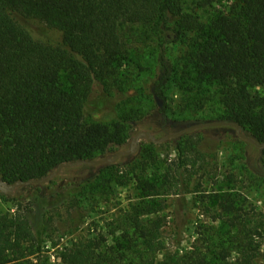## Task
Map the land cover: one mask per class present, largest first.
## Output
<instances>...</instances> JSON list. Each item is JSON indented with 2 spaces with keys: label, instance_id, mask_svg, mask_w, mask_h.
Here are the masks:
<instances>
[{
  "label": "trees",
  "instance_id": "16d2710c",
  "mask_svg": "<svg viewBox=\"0 0 264 264\" xmlns=\"http://www.w3.org/2000/svg\"><path fill=\"white\" fill-rule=\"evenodd\" d=\"M215 1L198 0L197 6ZM233 1L226 11L213 14L206 27L195 22L191 27L203 32L192 53L194 81L219 104L218 121L234 122L264 143V0ZM182 16V0H0V181L42 179L61 163L105 158L122 149L129 126L95 120L105 99L119 91V68L133 63V41L142 36L158 40L156 74L148 90L161 101L164 113V85L178 73L165 45L185 34ZM143 81L149 85L152 80ZM212 146L206 147L217 148ZM150 149L142 146L128 170L106 164L64 193L59 174L43 184L19 185V190L38 188L37 209L71 199L77 208L72 226L78 228L97 196L112 193V184H140L142 197L127 202L108 233L97 232L91 221L86 234L74 235L60 247L61 263L254 264L262 244L255 239L261 235L259 227L246 224V215L228 192L219 195L218 230L199 231L208 243L205 249H169L166 224L155 216L161 208L156 198L167 193L169 177L166 169L147 171ZM177 151L182 153L179 144ZM250 169L264 184V147ZM48 232L44 217L32 209L0 213V264H51L43 250ZM108 235L113 236L110 244Z\"/></svg>",
  "mask_w": 264,
  "mask_h": 264
},
{
  "label": "rangeland",
  "instance_id": "374dc122",
  "mask_svg": "<svg viewBox=\"0 0 264 264\" xmlns=\"http://www.w3.org/2000/svg\"><path fill=\"white\" fill-rule=\"evenodd\" d=\"M197 3L198 0H182V21L186 32L176 42L165 45L166 56L178 71L176 77L170 76L163 88L165 112L160 110L161 101L148 90L156 74L153 66L159 51L158 40L153 35L142 36L133 41L130 55L133 63L119 68L122 75L119 91L113 90V97L105 99V104L97 110L95 120L108 123L120 120L129 126V138L116 152L122 154L110 163L87 165L91 169L82 166L86 164L65 167L58 173L57 183L64 185V193L106 164L121 166L122 171L128 170L133 166H129L131 162L140 156L142 146H146L151 148L147 152L148 162L151 163L147 171L162 173L166 169L168 172L169 179L165 180L167 193L156 198L161 208L155 216H161L160 222L166 224L163 235L169 249H179L181 253L195 245L205 249L208 243L199 231L203 227L218 230L221 222L214 217L219 211V195L228 192L235 205L246 215V224L259 227L261 235H256L255 239L262 244L254 264H264V184L262 178L250 169L261 148L239 138L230 125L192 128L223 121L216 118L220 106L211 91L194 81L192 53L201 42L203 32L191 27H195L194 22L206 27L213 14L226 11L234 5V1L216 0L206 8L198 7ZM172 38L168 35L169 40ZM145 78H151V84L145 85ZM212 127L215 129H208ZM176 133L179 134L166 138ZM163 138L166 139L156 142ZM150 142L153 147L149 146ZM178 144L182 148L181 154L177 151ZM210 145L217 148L206 147ZM115 154L105 158L112 159ZM11 185L0 181V213L13 214L19 207L20 210L32 209L35 215L44 217L50 237L45 238L43 250L51 264H62L57 257L60 247L68 244L74 235L86 234L88 223L95 221L97 232L104 235L111 227V220L119 217L127 202L142 197L138 188L140 184L134 180L127 186L112 184V193L104 191L99 194L94 208L87 210L86 222L75 228L72 219L77 208L71 199L67 201L64 197L37 209L35 203L39 201V196L36 186L19 190V186L11 189ZM18 195L23 199L12 200ZM106 238L108 244L112 243V235ZM54 243L57 245L54 246Z\"/></svg>",
  "mask_w": 264,
  "mask_h": 264
},
{
  "label": "water",
  "instance_id": "95a60500",
  "mask_svg": "<svg viewBox=\"0 0 264 264\" xmlns=\"http://www.w3.org/2000/svg\"><path fill=\"white\" fill-rule=\"evenodd\" d=\"M208 125H230V126L234 127V131H235L236 135L239 138H241V139H243V140H245L247 142H250V143L254 144L255 146H257L259 148L264 147V143H257L251 137L243 134L239 130L238 125L236 123H234V122H212V123L197 125V126H194L192 128L208 126ZM179 133L169 134L166 138L171 137L173 135H177ZM166 138L160 139L159 141H156V142H161V141L165 140ZM121 154H122V152L116 153L112 159L111 158H104V159H98V160H92V161H83V160H81V161H76V162H72V163H61L49 176H47L45 178H42V179H31V180H28V181L18 180L15 183H13L10 186V188L14 189L16 186H19V185L43 184V183H46L49 179L55 177L61 171V169L65 168V167H71V166L80 165V164L96 166V165H101V164H104V163H110V162L114 161Z\"/></svg>",
  "mask_w": 264,
  "mask_h": 264
}]
</instances>
